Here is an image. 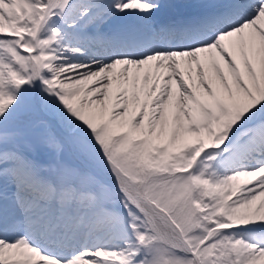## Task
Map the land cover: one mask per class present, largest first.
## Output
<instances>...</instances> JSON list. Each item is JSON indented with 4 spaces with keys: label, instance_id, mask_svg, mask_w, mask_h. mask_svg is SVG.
<instances>
[{
    "label": "snow or ice",
    "instance_id": "1",
    "mask_svg": "<svg viewBox=\"0 0 264 264\" xmlns=\"http://www.w3.org/2000/svg\"><path fill=\"white\" fill-rule=\"evenodd\" d=\"M0 264H264V0H0Z\"/></svg>",
    "mask_w": 264,
    "mask_h": 264
}]
</instances>
